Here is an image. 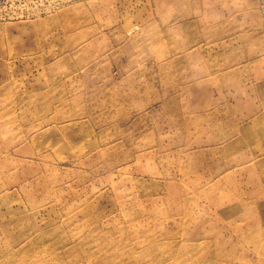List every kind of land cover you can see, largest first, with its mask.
Segmentation results:
<instances>
[{
	"label": "rangeland",
	"instance_id": "obj_1",
	"mask_svg": "<svg viewBox=\"0 0 264 264\" xmlns=\"http://www.w3.org/2000/svg\"><path fill=\"white\" fill-rule=\"evenodd\" d=\"M0 264H264V0H0Z\"/></svg>",
	"mask_w": 264,
	"mask_h": 264
}]
</instances>
